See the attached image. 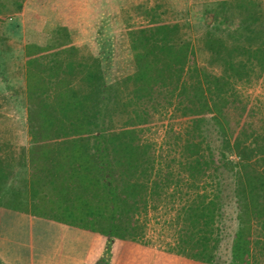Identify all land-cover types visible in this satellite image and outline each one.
Returning a JSON list of instances; mask_svg holds the SVG:
<instances>
[{
  "label": "trees",
  "instance_id": "16d2710c",
  "mask_svg": "<svg viewBox=\"0 0 264 264\" xmlns=\"http://www.w3.org/2000/svg\"><path fill=\"white\" fill-rule=\"evenodd\" d=\"M235 2H220L213 23L200 8L172 23L154 13L129 31L116 71L112 52L73 44L77 32L58 23L43 34L52 44H27L29 186L50 198L31 207L108 238L96 264L114 241L201 264H264V109L235 86L264 82V11ZM5 178L0 169V205ZM6 206L28 209L17 194Z\"/></svg>",
  "mask_w": 264,
  "mask_h": 264
},
{
  "label": "crops",
  "instance_id": "0c3cea01",
  "mask_svg": "<svg viewBox=\"0 0 264 264\" xmlns=\"http://www.w3.org/2000/svg\"><path fill=\"white\" fill-rule=\"evenodd\" d=\"M5 4L6 0H2L0 169L6 173V178L2 184L3 196L0 205V264H95L102 255L106 256L108 238L53 222L48 218L50 217L48 214L41 217L40 213H34L31 207L32 203L37 204L43 197L47 202H50V198L36 191L32 194L29 186L32 170L29 160L30 98L26 46L29 42L40 47L52 44L54 42L52 36L43 34L45 31L53 30L55 24L50 23L53 19L51 15L47 19L43 16L39 24L35 21L32 23L33 26L30 24L27 26L29 20L25 11L21 12L20 8L17 10L16 7L11 8L7 5L9 12H6ZM63 26L75 32L69 26ZM77 36L73 44L79 47L93 44L86 42L78 44ZM98 38L97 36L95 43L98 42ZM51 52L50 50L37 53V61L46 63L45 57L50 59ZM35 71L39 73L42 71L37 63ZM16 194L20 202L28 203V209H25V206L24 208L6 206L15 201ZM140 249L125 242L115 241L110 252L109 264H115L121 258L129 261L128 264H180V260H184L186 264L187 259L178 256L166 255L160 251L162 256L156 258L157 251ZM131 250H137L136 254L131 253Z\"/></svg>",
  "mask_w": 264,
  "mask_h": 264
},
{
  "label": "rangeland",
  "instance_id": "374dc122",
  "mask_svg": "<svg viewBox=\"0 0 264 264\" xmlns=\"http://www.w3.org/2000/svg\"><path fill=\"white\" fill-rule=\"evenodd\" d=\"M13 1V0H11ZM20 5L16 7L20 8L26 13V18L29 20L28 25H32L33 22L39 24L42 21V17L49 18L53 15V22L55 26L58 24L67 25L77 33L78 44L82 42L93 43L88 46L89 50L96 56L99 55L101 50L106 55L112 52L111 66L116 71L121 65V59L126 57L130 51L129 44V31H134L138 27L146 26L151 20V16L155 13V18L165 22H179V16L175 18L173 13L180 12L185 13L192 8H200L201 14H205L203 17L208 19V23H213V18L218 12L215 9L216 6L223 1H236L239 0H19ZM257 4L261 6V10L264 11V0H257ZM235 2V3H236ZM8 6H10V0H6ZM239 5V4H238ZM90 6V7H89ZM195 6V7H194ZM44 7V8H43ZM211 10L207 15L205 9ZM49 13V14H48ZM154 18V16L152 17ZM41 19V20H40ZM58 21V22H57ZM191 25L194 21L190 19ZM33 26V25H32ZM98 38V42L95 43ZM197 35H191V43L197 47L196 44ZM55 38L54 36L52 37ZM56 39V38H55ZM76 39V40H77ZM81 42V43H79ZM196 55L198 51H196ZM105 60V58H104ZM200 62V61H199ZM237 91L245 100H248L251 105H256L261 111L264 109V82L252 81L248 84H235ZM264 119V111L260 113ZM158 126H160L158 124ZM153 137L157 140L160 139L163 130H153ZM108 241V240H107ZM115 242V241H114ZM112 242V245L113 243ZM121 242V241H119ZM130 246L143 249H150L157 251L155 257H161L159 250L142 245H137L129 242ZM109 251L108 262L110 260ZM140 249V250H141ZM141 250V251H142ZM137 250H131V253H135ZM148 253V252H147ZM160 253V254H159ZM165 254V253H163ZM134 255V254H133ZM168 255V254H166ZM103 256V255H102ZM102 256L100 258H102ZM98 260L96 261V263ZM95 263V264H96ZM124 258H121L115 264H128ZM197 263V262H195ZM180 264H185L184 260H180ZM186 264H194V262L187 261ZM201 264V263H198Z\"/></svg>",
  "mask_w": 264,
  "mask_h": 264
}]
</instances>
